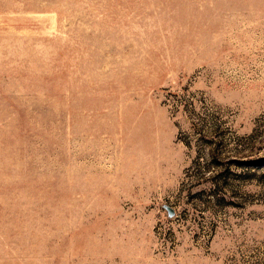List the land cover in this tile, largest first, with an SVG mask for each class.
<instances>
[{"label": "rangeland", "instance_id": "obj_1", "mask_svg": "<svg viewBox=\"0 0 264 264\" xmlns=\"http://www.w3.org/2000/svg\"><path fill=\"white\" fill-rule=\"evenodd\" d=\"M0 264H264V0H0Z\"/></svg>", "mask_w": 264, "mask_h": 264}, {"label": "water", "instance_id": "obj_2", "mask_svg": "<svg viewBox=\"0 0 264 264\" xmlns=\"http://www.w3.org/2000/svg\"><path fill=\"white\" fill-rule=\"evenodd\" d=\"M168 209V213H169V215H172V210L170 209V208H167Z\"/></svg>", "mask_w": 264, "mask_h": 264}]
</instances>
